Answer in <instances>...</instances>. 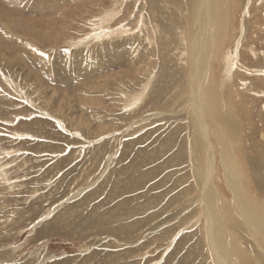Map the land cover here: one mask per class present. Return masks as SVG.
<instances>
[{
  "label": "rangeland",
  "instance_id": "1",
  "mask_svg": "<svg viewBox=\"0 0 264 264\" xmlns=\"http://www.w3.org/2000/svg\"><path fill=\"white\" fill-rule=\"evenodd\" d=\"M187 3L0 0V264H238L216 226L264 264V0L202 70Z\"/></svg>",
  "mask_w": 264,
  "mask_h": 264
},
{
  "label": "bare ground",
  "instance_id": "2",
  "mask_svg": "<svg viewBox=\"0 0 264 264\" xmlns=\"http://www.w3.org/2000/svg\"><path fill=\"white\" fill-rule=\"evenodd\" d=\"M188 3L190 5V8H189L190 11L188 14L190 22L188 25H189V32L191 34V39H190L191 62L192 61L193 62H200V66L199 67L196 66L195 69L196 70L197 69L202 70V66L208 65L209 59L211 58V48L213 47V40L215 37L214 31L217 27H220V25L222 23V19L224 18V14L226 12H228L227 11L228 8H227V10L224 9L226 7L223 5L224 4L223 0H188ZM204 47H206V51H205L204 56H202L203 59H201L200 58V51H202ZM192 73H193V71L191 70L190 76H192ZM190 83H192L191 77H190ZM216 90H217V88H215V83L212 82L210 84L209 92L207 93V95H206V91H205L203 98L199 99V101L194 104V108L192 109V111H193V117L195 118L196 122H199V123L205 122L203 120V118H204L203 117L204 116L203 115L204 114L203 108L205 107V105L206 106L210 105V108H211L210 110L213 112L212 115L214 117L218 118V120H220V121L222 120V118H220L219 113L215 112L218 109L216 103L217 102L219 103V101H216L212 98V94H215ZM189 103H190V101H189ZM227 111H228V109H227ZM224 121L225 120H223V122ZM209 183H210V181L206 180L202 186V189H203L202 191L204 193L203 196L206 198V201H205L204 206H203V211L207 216V223L210 222V220L212 221V219H216L218 221V216H219V218H222V216H224L225 218H227L229 220L236 221L237 218L235 219V217L230 213V210L228 208L226 209V208L222 207V210H221L222 213L221 212L216 213V215H215V211H214L213 206H212V200L210 199V196H213L214 192L211 191L212 185H211V183L210 184ZM252 216L253 215L246 212V213H243L242 215H240V219H245L246 222H250V220L252 221V219H251V218H253ZM214 225H216V222L214 223ZM219 225H220V223H219ZM237 225H238L237 223L235 225H233L236 232L239 229V228H237L238 227ZM211 228H212V226H211ZM215 228H216L215 237L218 239V241H219L218 243H220L218 245V247L220 249L219 255H218L220 261H223V263L226 262L225 261L226 256L224 257V253H222L221 251H224L226 249V244H228L227 246H229L230 253H233L238 258V264H249V262H248L249 257L247 256L245 251H242L239 248V246L237 245V243H235L233 240L231 241V243H229L230 240L227 239L229 236L226 234V229L222 226L220 227L222 229L217 228V226ZM255 230H256V228H255ZM216 238H213V236H212V239L214 241H216ZM224 238H226L227 240L224 241ZM214 248H215V246H214ZM216 251H214V252H216ZM252 256H255V255H252Z\"/></svg>",
  "mask_w": 264,
  "mask_h": 264
},
{
  "label": "snow or ice",
  "instance_id": "3",
  "mask_svg": "<svg viewBox=\"0 0 264 264\" xmlns=\"http://www.w3.org/2000/svg\"><path fill=\"white\" fill-rule=\"evenodd\" d=\"M29 119H30V117H29Z\"/></svg>",
  "mask_w": 264,
  "mask_h": 264
}]
</instances>
